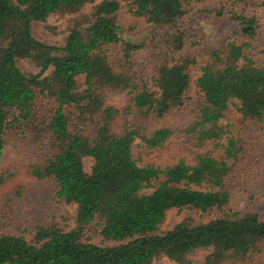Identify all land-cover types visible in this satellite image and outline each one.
I'll use <instances>...</instances> for the list:
<instances>
[{"label":"trees","instance_id":"16d2710c","mask_svg":"<svg viewBox=\"0 0 264 264\" xmlns=\"http://www.w3.org/2000/svg\"><path fill=\"white\" fill-rule=\"evenodd\" d=\"M124 1L132 17L167 28L132 43L120 36L121 0H0V164L8 142L31 134L46 155L22 153L26 171L76 207L70 229L50 220L31 241L0 234V264H264V213L233 203L251 183L253 142L264 145V51L252 43L264 0ZM194 8L236 28L207 49L183 27ZM52 15L67 16L60 47L32 34L33 22ZM141 52L155 62L152 75ZM20 58L39 72L24 74ZM119 96L124 108L113 103ZM175 138L213 150L165 168L133 154L135 145L156 150ZM172 208L214 217L159 231Z\"/></svg>","mask_w":264,"mask_h":264},{"label":"rangeland","instance_id":"374dc122","mask_svg":"<svg viewBox=\"0 0 264 264\" xmlns=\"http://www.w3.org/2000/svg\"><path fill=\"white\" fill-rule=\"evenodd\" d=\"M101 0H96L99 2ZM221 0H207L203 5L213 6ZM122 8L119 12L118 23L120 26V36L132 43H140L153 36L165 26L151 25L143 19L132 17L126 10L125 1L121 0ZM199 6V5H198ZM91 5H87L88 10ZM262 16L261 34L257 42H252L256 48L264 51V12ZM66 17L52 15L45 22H33L32 34L39 41L53 46H63L66 42L68 32L65 29ZM183 27L189 33L196 35L202 40V44L207 49L218 46L222 41L231 36L236 28L228 17L215 16L213 14H201L196 8L185 17ZM258 46V47H257ZM264 57V53L262 54ZM139 57L145 59L148 63V72L150 75L155 70V62L146 53L141 52ZM152 61V62H151ZM17 67L24 74H36L39 72L38 66L28 58L16 59ZM50 69L44 72L46 75ZM196 74V73H194ZM197 75V74H196ZM113 103L120 108L128 104V98L119 96L113 99ZM42 105V104H41ZM43 111L49 108L47 102H43ZM42 112V111H41ZM181 124L182 121H179ZM27 138L20 137V140L14 143L8 142L3 149V156L0 164V176H4V182L0 185V234H20L28 241H31L35 227L41 222L56 221L62 226L70 229L73 226L75 214V205L58 202L52 195V184L49 181L34 180L26 171L27 157L40 160L46 155L45 147L30 143L31 134ZM254 148L249 157L253 159V164L249 165V176L251 183L244 184V190L233 199L234 207H244L252 205L264 213V145L254 141ZM17 145V146H15ZM213 150L210 143L203 145L197 144L195 140L184 142L182 139H172L162 148L156 150H147L140 145L133 147V154L140 165L153 164L160 168H165L175 164L179 160H184L188 164H196L197 157L207 151ZM214 156L218 157L219 152L214 151ZM250 160H247L249 163ZM263 164V165H262ZM91 166L90 158H85V169L89 170ZM245 189L247 192H245ZM250 194H253L250 197ZM214 217L213 213L204 214L198 210L172 208L167 211L159 231L171 229L181 220L188 218L194 223H205ZM93 242L98 244H108L102 242L101 238L94 237ZM193 260H201L202 254L192 257ZM156 264H175L167 259H161Z\"/></svg>","mask_w":264,"mask_h":264}]
</instances>
